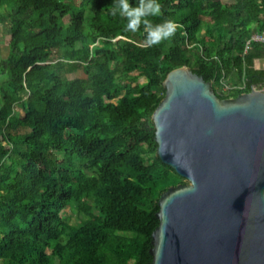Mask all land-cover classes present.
Wrapping results in <instances>:
<instances>
[{"label": "trees", "instance_id": "obj_1", "mask_svg": "<svg viewBox=\"0 0 264 264\" xmlns=\"http://www.w3.org/2000/svg\"><path fill=\"white\" fill-rule=\"evenodd\" d=\"M126 3L0 0V264H150L157 201L186 183L156 155L165 77L189 67L219 99L264 86V44L244 52L264 0Z\"/></svg>", "mask_w": 264, "mask_h": 264}, {"label": "water", "instance_id": "obj_2", "mask_svg": "<svg viewBox=\"0 0 264 264\" xmlns=\"http://www.w3.org/2000/svg\"><path fill=\"white\" fill-rule=\"evenodd\" d=\"M162 88L156 155L186 183L157 201L150 264H264V92L219 99L186 66Z\"/></svg>", "mask_w": 264, "mask_h": 264}, {"label": "clouds", "instance_id": "obj_3", "mask_svg": "<svg viewBox=\"0 0 264 264\" xmlns=\"http://www.w3.org/2000/svg\"><path fill=\"white\" fill-rule=\"evenodd\" d=\"M120 4L122 5V8L124 10V12L129 15L130 17L133 16V12L135 10H130L128 4L126 3V0H120ZM148 9L153 13V14H158L159 13V9H160V5L159 4H155V6L153 7L152 4L148 5ZM137 18L136 19H132L130 24H129V28H131L132 30H135L138 27L139 24V19L138 16L142 15V12H137ZM147 24V22H145ZM150 27V25H148ZM166 27V31L162 32V36L163 37H169L174 33L175 27L176 25L172 22V21H167L166 25L164 26ZM161 28V26H157V31H159ZM154 33H150V36H153ZM161 37L157 36L155 39H151L150 43H157L158 40Z\"/></svg>", "mask_w": 264, "mask_h": 264}, {"label": "rangeland", "instance_id": "obj_4", "mask_svg": "<svg viewBox=\"0 0 264 264\" xmlns=\"http://www.w3.org/2000/svg\"><path fill=\"white\" fill-rule=\"evenodd\" d=\"M8 40H9V32L7 31V27L6 26H2L0 28V41L6 45L8 43ZM255 67L257 69L258 68H264L263 62H260V64L255 66ZM77 75L82 76L81 73H78ZM142 82H143V80H139L138 82H135V86L137 85V83H142ZM228 88H229L228 86L224 85V88H223L222 92L226 93ZM65 215L69 218L70 224H72V225H78L79 224V219L76 216V212L72 208L68 207L65 210Z\"/></svg>", "mask_w": 264, "mask_h": 264}, {"label": "crops", "instance_id": "obj_5", "mask_svg": "<svg viewBox=\"0 0 264 264\" xmlns=\"http://www.w3.org/2000/svg\"><path fill=\"white\" fill-rule=\"evenodd\" d=\"M8 41H9V40H8ZM7 44H8V43H7ZM7 44L5 45L4 43H2V42L0 41V59H4V58H6L7 55H8ZM259 64H260L259 61H255L254 66H257V65H259ZM263 66H264V62H263ZM255 68H256V67H255ZM22 115H23V112L21 111V109H19L18 107L15 108V116H16L17 118H19V117H22Z\"/></svg>", "mask_w": 264, "mask_h": 264}, {"label": "built area", "instance_id": "obj_6", "mask_svg": "<svg viewBox=\"0 0 264 264\" xmlns=\"http://www.w3.org/2000/svg\"><path fill=\"white\" fill-rule=\"evenodd\" d=\"M250 42H257L264 44V34L263 35H252L250 40L245 44L244 52L249 49ZM257 88L253 87L252 90H256ZM258 90V89H257ZM260 91L264 92V86L260 89Z\"/></svg>", "mask_w": 264, "mask_h": 264}]
</instances>
